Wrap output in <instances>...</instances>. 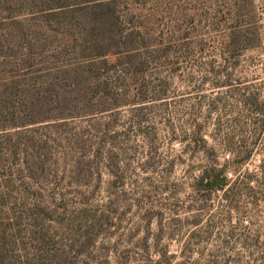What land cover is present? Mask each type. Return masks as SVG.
<instances>
[{
  "label": "rangeland",
  "instance_id": "374dc122",
  "mask_svg": "<svg viewBox=\"0 0 264 264\" xmlns=\"http://www.w3.org/2000/svg\"><path fill=\"white\" fill-rule=\"evenodd\" d=\"M84 1L0 0V264H264V0H116L109 72Z\"/></svg>",
  "mask_w": 264,
  "mask_h": 264
},
{
  "label": "trees",
  "instance_id": "16d2710c",
  "mask_svg": "<svg viewBox=\"0 0 264 264\" xmlns=\"http://www.w3.org/2000/svg\"><path fill=\"white\" fill-rule=\"evenodd\" d=\"M116 0H86L80 2L78 5L86 10L87 24L86 35L94 36L98 40H103L108 43V49L104 52H97L93 58V62L89 64L96 65L99 70L103 71H114L120 66V61L116 58L118 55L117 50L120 49L121 45H125L121 39L119 32V19L116 15ZM122 35V34H121ZM124 38H131V35ZM246 36L243 35L237 29L231 30L226 36V48L225 50L229 55H234L242 46L243 42L246 41ZM110 58V60H109ZM112 58V59H111ZM74 77H79L78 74H73ZM251 102L255 103V100L251 99ZM216 180H220L217 176L215 179L209 182L213 185ZM208 182L204 181V178L200 180V184L203 189H206V184Z\"/></svg>",
  "mask_w": 264,
  "mask_h": 264
},
{
  "label": "water",
  "instance_id": "95a60500",
  "mask_svg": "<svg viewBox=\"0 0 264 264\" xmlns=\"http://www.w3.org/2000/svg\"><path fill=\"white\" fill-rule=\"evenodd\" d=\"M223 182H224V180L223 179H221L220 181H219V185H222L223 184ZM210 184L209 183H207L206 184V187H208Z\"/></svg>",
  "mask_w": 264,
  "mask_h": 264
},
{
  "label": "flooded vegetation",
  "instance_id": "af4514ba",
  "mask_svg": "<svg viewBox=\"0 0 264 264\" xmlns=\"http://www.w3.org/2000/svg\"><path fill=\"white\" fill-rule=\"evenodd\" d=\"M220 180H221V179H220ZM220 180H219V181H220Z\"/></svg>",
  "mask_w": 264,
  "mask_h": 264
}]
</instances>
